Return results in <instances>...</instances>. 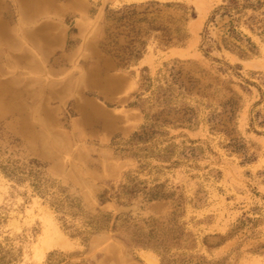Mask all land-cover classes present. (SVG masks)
<instances>
[{
    "label": "rangeland",
    "instance_id": "1",
    "mask_svg": "<svg viewBox=\"0 0 264 264\" xmlns=\"http://www.w3.org/2000/svg\"><path fill=\"white\" fill-rule=\"evenodd\" d=\"M0 0V264H264V0Z\"/></svg>",
    "mask_w": 264,
    "mask_h": 264
},
{
    "label": "trees",
    "instance_id": "2",
    "mask_svg": "<svg viewBox=\"0 0 264 264\" xmlns=\"http://www.w3.org/2000/svg\"><path fill=\"white\" fill-rule=\"evenodd\" d=\"M238 5L237 0H229L226 4L221 5L218 10H222L223 14H228L236 9ZM5 258L3 255L0 256V261H3Z\"/></svg>",
    "mask_w": 264,
    "mask_h": 264
}]
</instances>
